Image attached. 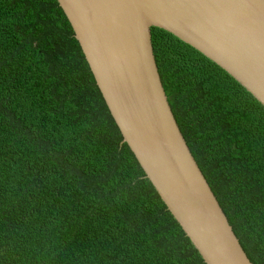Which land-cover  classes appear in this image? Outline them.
<instances>
[{
    "label": "trees",
    "instance_id": "16d2710c",
    "mask_svg": "<svg viewBox=\"0 0 264 264\" xmlns=\"http://www.w3.org/2000/svg\"><path fill=\"white\" fill-rule=\"evenodd\" d=\"M151 32L180 129L264 264V105L172 32ZM0 264H206L123 141L58 0H0Z\"/></svg>",
    "mask_w": 264,
    "mask_h": 264
},
{
    "label": "water",
    "instance_id": "95a60500",
    "mask_svg": "<svg viewBox=\"0 0 264 264\" xmlns=\"http://www.w3.org/2000/svg\"><path fill=\"white\" fill-rule=\"evenodd\" d=\"M126 142L206 264H254L169 103L153 26L219 64L264 105V0H58Z\"/></svg>",
    "mask_w": 264,
    "mask_h": 264
}]
</instances>
